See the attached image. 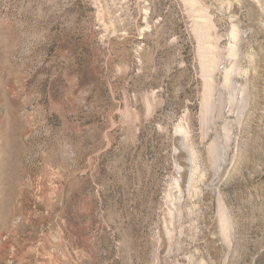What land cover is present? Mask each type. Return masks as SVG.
<instances>
[{"label": "rangeland", "instance_id": "374dc122", "mask_svg": "<svg viewBox=\"0 0 264 264\" xmlns=\"http://www.w3.org/2000/svg\"><path fill=\"white\" fill-rule=\"evenodd\" d=\"M0 264H264V0H0Z\"/></svg>", "mask_w": 264, "mask_h": 264}]
</instances>
